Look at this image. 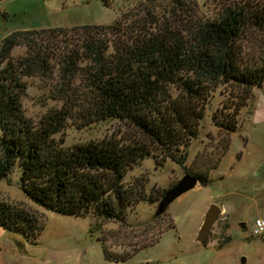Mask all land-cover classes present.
I'll list each match as a JSON object with an SVG mask.
<instances>
[{
  "label": "trees",
  "instance_id": "trees-1",
  "mask_svg": "<svg viewBox=\"0 0 264 264\" xmlns=\"http://www.w3.org/2000/svg\"><path fill=\"white\" fill-rule=\"evenodd\" d=\"M195 5L143 0L109 25L77 26L74 39L66 27L2 38L0 179L17 161L27 198L50 211L92 216V233L103 222L121 221L145 199L140 185L122 180L139 160L151 155L157 163H182L186 151L180 148L197 135L217 87L240 90L211 115L217 126L234 131L238 111L264 82V0H230L213 17L193 22ZM20 45L24 53L11 55ZM25 78L48 82L43 103H56L37 118L21 103ZM69 119H115L126 129L64 146L54 135ZM185 173L201 184L208 180L202 171ZM0 226L25 237L32 228L25 212L2 202ZM103 251L116 259L128 252L114 256L104 245Z\"/></svg>",
  "mask_w": 264,
  "mask_h": 264
},
{
  "label": "rangeland",
  "instance_id": "rangeland-1",
  "mask_svg": "<svg viewBox=\"0 0 264 264\" xmlns=\"http://www.w3.org/2000/svg\"><path fill=\"white\" fill-rule=\"evenodd\" d=\"M139 1L143 0H0V41L14 31L54 27H66L74 39L80 33L77 26L119 21ZM228 1L196 0L191 20L213 17ZM24 51L25 46H15L11 55ZM25 79L28 87L21 103L27 116L37 118L56 103H43L48 82ZM257 90L252 89L247 105L238 111L235 130L227 131L217 126L211 115L221 109L223 101L238 96L240 90L215 88L197 135L180 148L186 151L182 163L171 159L157 163L151 155L139 160L122 180L125 185H140L145 199L137 200L121 221L103 222L100 230L92 233V216L50 211L27 198L19 187L16 161L7 176L0 179V202L25 212L32 228H26L25 237L0 226V264H240L242 257L244 264H264V233L250 234L253 220H264V119L254 117L259 113L255 107ZM83 123L69 119L55 139L69 146L126 129L115 119ZM186 170L202 171L208 178L206 184L197 181L193 189L155 216L165 190ZM211 203L218 205L221 213L205 245H200L194 237ZM240 223L245 227L241 228ZM102 244L114 256L128 252L123 258H107Z\"/></svg>",
  "mask_w": 264,
  "mask_h": 264
},
{
  "label": "water",
  "instance_id": "water-1",
  "mask_svg": "<svg viewBox=\"0 0 264 264\" xmlns=\"http://www.w3.org/2000/svg\"><path fill=\"white\" fill-rule=\"evenodd\" d=\"M197 178L185 173L181 178H179L172 186L167 188L161 198L159 199L154 215L157 216L161 214L167 207V205L181 196L188 190L193 189L197 184ZM221 213V208L215 203H211L207 209L205 210L204 217L202 222L197 229L196 235L194 237L195 241H197L200 245H205L207 235L217 219L218 215ZM240 227L244 228V223H240ZM240 264H244V258L240 259Z\"/></svg>",
  "mask_w": 264,
  "mask_h": 264
},
{
  "label": "crops",
  "instance_id": "crops-1",
  "mask_svg": "<svg viewBox=\"0 0 264 264\" xmlns=\"http://www.w3.org/2000/svg\"><path fill=\"white\" fill-rule=\"evenodd\" d=\"M256 92L257 93L255 94V98L257 97L258 104L255 103V107L259 113L257 115H254V117L261 116V118L264 119V82Z\"/></svg>",
  "mask_w": 264,
  "mask_h": 264
},
{
  "label": "built area",
  "instance_id": "built-area-1",
  "mask_svg": "<svg viewBox=\"0 0 264 264\" xmlns=\"http://www.w3.org/2000/svg\"><path fill=\"white\" fill-rule=\"evenodd\" d=\"M264 233V220L262 218H255L252 222L250 234L260 236Z\"/></svg>",
  "mask_w": 264,
  "mask_h": 264
}]
</instances>
